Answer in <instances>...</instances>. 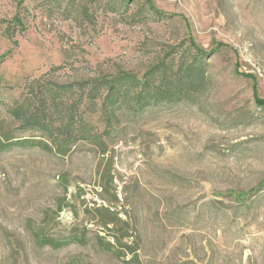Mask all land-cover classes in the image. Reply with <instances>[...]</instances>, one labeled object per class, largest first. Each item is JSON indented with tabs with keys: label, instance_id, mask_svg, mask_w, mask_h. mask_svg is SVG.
Returning <instances> with one entry per match:
<instances>
[{
	"label": "rangeland",
	"instance_id": "obj_1",
	"mask_svg": "<svg viewBox=\"0 0 264 264\" xmlns=\"http://www.w3.org/2000/svg\"><path fill=\"white\" fill-rule=\"evenodd\" d=\"M118 2L0 0V134L45 140L10 113L39 96L56 127L71 113L107 144L0 150V264H264V0H151L161 16L146 19L144 0ZM188 37L228 47L189 97L111 122L87 101L85 82L177 63ZM53 84L73 90L52 102ZM102 208L117 212L111 231ZM33 231L86 244L39 247Z\"/></svg>",
	"mask_w": 264,
	"mask_h": 264
},
{
	"label": "trees",
	"instance_id": "obj_2",
	"mask_svg": "<svg viewBox=\"0 0 264 264\" xmlns=\"http://www.w3.org/2000/svg\"><path fill=\"white\" fill-rule=\"evenodd\" d=\"M119 6H124L129 0H118ZM147 4L145 19L147 17L159 18L161 15L155 11L150 3L151 0H144ZM144 19V18H143ZM187 55H183V60L175 63V61L161 59L152 65L142 76L138 77L133 73L118 72L111 76H101L100 78L90 80L89 82H81L86 89V99L89 104L95 105L100 101V109L103 116L108 121H112L117 116V112L123 107L136 114L143 112L146 108L162 103L178 102L199 89L206 79V59L209 55L217 50L228 49L221 42H214L215 46L211 51H205L195 44L191 37H188ZM183 54H186L182 52ZM238 75L247 77L240 72ZM82 89V87H81ZM73 87L53 84L45 89L52 99L59 98L63 92H72ZM40 99L42 101H40ZM254 100L257 107H264V98L255 95ZM46 100L36 96L35 102L30 105H22L12 108L10 113L12 117L21 123V129L27 131H37L45 134L46 139L41 138H24L16 139L9 133L0 134V150H7L13 146L19 147H36L43 151L53 152L58 156H66L72 148L81 140L91 139V142L100 148L101 154L107 152V144L102 137L93 138L89 136L88 131L82 128L80 123L73 114L69 113L65 116V123L55 126V121L49 117L43 110ZM83 123V122H82ZM109 124V123H108ZM82 125H85L84 123ZM110 125V124H109ZM66 181L62 179V181ZM64 190L66 186L64 185ZM244 194H239L238 199ZM106 213V219L101 221L99 225L107 231H111L114 222L117 221V212H111L106 208H102ZM62 211V207L58 205L55 215ZM35 241L39 247L47 246L52 250H59L69 245L85 246L86 234L80 235L70 234L66 237L53 239L40 233L34 232ZM125 237V235H122ZM101 237L98 238L99 244L108 251L114 248V244L104 242ZM116 243H120L116 239ZM131 253L134 249L126 247ZM136 256L132 260V264H138Z\"/></svg>",
	"mask_w": 264,
	"mask_h": 264
}]
</instances>
